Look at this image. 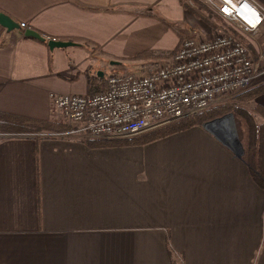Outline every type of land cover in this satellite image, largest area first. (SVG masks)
<instances>
[{
    "label": "crops",
    "instance_id": "0c3cea01",
    "mask_svg": "<svg viewBox=\"0 0 264 264\" xmlns=\"http://www.w3.org/2000/svg\"><path fill=\"white\" fill-rule=\"evenodd\" d=\"M184 9L180 0H0L19 25L78 43L51 49L21 25H0V112L58 120L52 93L103 91L109 67L158 37L154 12L181 20ZM80 135L0 134V264H264V189L212 132L132 145Z\"/></svg>",
    "mask_w": 264,
    "mask_h": 264
},
{
    "label": "built area",
    "instance_id": "2783aa9c",
    "mask_svg": "<svg viewBox=\"0 0 264 264\" xmlns=\"http://www.w3.org/2000/svg\"><path fill=\"white\" fill-rule=\"evenodd\" d=\"M203 1L242 33L257 34L264 24V11L254 0ZM20 25L28 28L26 23ZM260 60L264 61V50ZM255 65L249 47L236 35L191 37L181 42L167 63L142 64L140 74L109 75L103 91L51 97L57 109L80 125L72 133L133 137L251 87L264 78V65L260 72Z\"/></svg>",
    "mask_w": 264,
    "mask_h": 264
},
{
    "label": "trees",
    "instance_id": "16d2710c",
    "mask_svg": "<svg viewBox=\"0 0 264 264\" xmlns=\"http://www.w3.org/2000/svg\"><path fill=\"white\" fill-rule=\"evenodd\" d=\"M180 1L186 10L192 11L195 15H197L200 19H202L211 27L216 28L220 23H222L228 32L230 31L234 34L236 33L235 35L238 36V38L241 39L246 45L249 44H247V41L243 40L241 36L238 35L239 32L237 30L233 28L232 30L228 27V25H226V23L224 22L225 18H223L214 9V12L210 11L207 5H205L201 0ZM178 48L179 47H177V49ZM177 49H175L173 52L175 53ZM151 54L152 53H150L149 51H144L143 53L139 54L137 58L143 56L144 58H146ZM262 92H264V82L256 87L247 89L246 91L242 92L238 97H241L243 98V100L247 101L249 97L256 98L257 96L262 94ZM224 108V106L214 108L208 107L207 109H204L202 111L186 115L182 118L155 127L150 131L140 133L138 134V136H135L133 138H127L125 140V143L128 145L146 144L161 138L168 137L175 133L189 130L195 126L203 127L206 122L212 121L217 117L223 116L229 111H233L235 112V116L239 119V124L241 125V128H244L242 131L243 135L244 133L246 134L243 136L242 139V144L245 149V153L243 154L242 159L249 167L252 178L262 189H264V122H258L257 117L255 118L252 113L246 109V106L244 105L236 106L231 104V107H227L226 109ZM260 110L262 111V115L264 116V107H260ZM64 117L67 119V121L64 123L65 125L61 123L59 119L38 120L20 115L0 112V134H26L30 136L37 135L36 138H42L45 136H51L53 133H69L73 130L78 129V127L74 125V122L70 121L65 115ZM249 132L250 139L248 137ZM80 134V140L86 142L92 141L88 140V138L90 137L88 134ZM55 136L56 135H53V137ZM93 141L99 140L93 139ZM174 263L180 264L177 258Z\"/></svg>",
    "mask_w": 264,
    "mask_h": 264
},
{
    "label": "rangeland",
    "instance_id": "374dc122",
    "mask_svg": "<svg viewBox=\"0 0 264 264\" xmlns=\"http://www.w3.org/2000/svg\"><path fill=\"white\" fill-rule=\"evenodd\" d=\"M201 1L205 5H207V7L209 8L210 11L214 12L213 8L208 3H205L203 0H201ZM194 5H195V2H194ZM184 13H185V17L183 19L181 18V20H174V19L164 17L163 13L154 12V14L156 15V19L154 21V31L158 33L157 34L158 37L154 38L150 43H148V45H147L148 47H146L147 50L152 54L146 58H144V56L140 57V58H137V56L132 57V58L126 59L129 61L123 62L122 65L111 66L106 71L107 76L112 75V74H116V73H125V72H134V73L140 74L141 71H140L139 66L142 64H145V63H158V64L167 63L171 60V57H172L174 52L173 51L172 52H164V51L166 49L175 48L176 45L178 44V42L180 45L181 42L186 38L195 37V38H200V39L206 40V39L215 38L218 35H225V34L235 35L236 34V33L234 34L233 32H230V31L228 32L222 23H220L216 28L211 27L210 25L205 23L202 19H200L197 15H195L190 10L184 9ZM224 22L226 23V25H228L229 28H231V29L233 28V29L237 30L236 28H234L232 26V24L230 22L226 21L225 19H224ZM238 32H239L238 35L241 36V38L243 40L247 41V44L249 43L247 46L249 47L251 53L253 54L254 63L256 64L255 65L256 70H258V72H260L263 65H264V61L263 62L261 60L259 61L260 51L262 53L264 50V25L262 26L261 30L257 34H254V35L253 34H245V33H242L240 31H238ZM159 50H161V51H159ZM157 53H160V54H157ZM262 80H264V78H262L261 80H256L254 82V85H252L251 87H249L247 89H250L252 87H256V86L260 85L261 83L264 82ZM247 89L241 90V91H238L236 93H233V94H230L227 96H223L222 98L217 99L214 103H212L210 108L224 106L225 107L224 109H226L227 107H231V104L236 105V106L244 105V106H246V109L249 110L255 118L257 117L258 122H264V116L262 115V111L260 110V107H264V105H263V103H264V92H262V94H260L256 98L255 97H253V98L249 97L248 100L245 101V100H243V98L238 97V96L242 92L246 91ZM236 101H240V102H236ZM229 113H233L235 116V112H233V111H229L225 115H227ZM225 115H223V116H225ZM58 116H59L58 118L61 121V123L64 124L67 121V119L62 114L61 115L58 114ZM223 116H220V117H223ZM220 117H217V118H220ZM217 118H215V119H217ZM215 119H213V120H215ZM235 120H236V124H237L238 136H239L240 141L242 143L243 136L246 134L244 133V135H243L242 131L244 128H241V125L239 124L240 123L239 119L236 116H235ZM203 128H204V125H203ZM150 130H147V131H150ZM206 130L209 131L208 129H206ZM248 137L250 139V132L248 134ZM242 146H243V144H242ZM243 148H244V146H243ZM244 153H245V149H244ZM240 157L242 158L243 155Z\"/></svg>",
    "mask_w": 264,
    "mask_h": 264
},
{
    "label": "water",
    "instance_id": "95a60500",
    "mask_svg": "<svg viewBox=\"0 0 264 264\" xmlns=\"http://www.w3.org/2000/svg\"><path fill=\"white\" fill-rule=\"evenodd\" d=\"M0 25L7 28L8 30L18 29L20 27L18 22L13 20L4 12H0ZM24 34L26 37H33L44 42L47 41L51 49L78 45V43L74 41L47 38L32 28L26 29ZM98 74L103 76L102 72H98ZM204 128L212 132L218 139L222 141L223 144L233 149L239 157L244 154V148L238 136L237 124L233 113H229L223 117L205 123Z\"/></svg>",
    "mask_w": 264,
    "mask_h": 264
}]
</instances>
